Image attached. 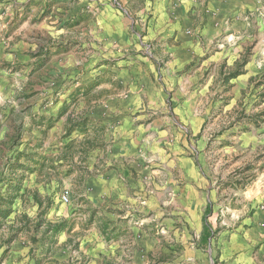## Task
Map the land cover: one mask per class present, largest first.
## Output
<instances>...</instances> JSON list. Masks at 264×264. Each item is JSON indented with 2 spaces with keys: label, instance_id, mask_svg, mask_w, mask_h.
I'll use <instances>...</instances> for the list:
<instances>
[{
  "label": "rangeland",
  "instance_id": "1",
  "mask_svg": "<svg viewBox=\"0 0 264 264\" xmlns=\"http://www.w3.org/2000/svg\"><path fill=\"white\" fill-rule=\"evenodd\" d=\"M25 1L21 4L28 9L41 0ZM14 2L6 0V7ZM157 2L101 0L94 6L101 11L109 6L126 10L132 17V27H127L133 39L127 47L95 42L100 29L91 15L89 22L84 18L87 23L81 24L80 17L68 29L39 25L44 18L53 22L63 17L56 9L69 6L59 0H48L42 14L27 10L21 18L10 16L5 24L0 20V264H195L191 250L201 243L202 250L210 246L214 264L260 260L258 239L264 224H255L254 215L264 212V77L238 95L231 93L222 87L237 73L235 67L228 77L216 79L220 90L203 97L212 104L208 113L203 111V124L193 131L172 122L168 143L187 146L184 152L197 166V192L210 205L202 221L203 229L209 226L207 242L201 241L203 231L195 237L185 217L174 214L172 201L180 192L159 168L162 162L152 139L165 132L160 119L156 128L151 123L156 116L144 118L151 140L141 143L137 161L126 163L124 157L113 155L118 121L110 117V110L118 112L119 102L135 86H150L142 81L147 67L140 59L159 54L143 38ZM30 23L37 25L28 28ZM262 25V30L251 26L248 36L257 37V31L264 35V21ZM52 32L60 37L50 36ZM250 52L247 44L244 56ZM125 72L130 74L128 82L123 80ZM152 85L159 91L163 83ZM152 96L158 98L157 93ZM186 96L168 91L163 98L171 106ZM168 113L177 117L172 110ZM200 151L204 156L198 159ZM123 165L131 172L137 166L142 170L139 178L133 176L140 179L141 190L128 191L132 198L141 193L135 196L138 205L117 202L107 195V182L99 181L111 168ZM64 194L65 204L60 200ZM150 199L154 204L144 213L140 207ZM163 218L180 219L175 229L181 242L163 237ZM60 223L65 225L63 232L49 230ZM117 225H124L128 233L117 232ZM128 235L138 246L135 255L133 250L122 255L112 248L119 238L126 243ZM141 235L151 238V244L145 240L150 252L139 243Z\"/></svg>",
  "mask_w": 264,
  "mask_h": 264
},
{
  "label": "crops",
  "instance_id": "2",
  "mask_svg": "<svg viewBox=\"0 0 264 264\" xmlns=\"http://www.w3.org/2000/svg\"><path fill=\"white\" fill-rule=\"evenodd\" d=\"M3 1L0 4V20L3 24L10 16L11 19L13 17L16 19L17 15L21 18L23 13H27V10L33 14L36 12L42 14L46 9L45 3L48 2V0H41L38 6H30L27 9L25 4H21L22 0H18L17 3L15 0L13 7H6V0ZM77 1L59 0V2H66L69 6L68 9L66 6L63 9L58 6L59 8L56 9L63 17L54 18L53 22H48L44 18V23L39 25H59V28L62 26L68 29V26L72 25L75 20L78 22L80 17L81 24L89 22L88 19L91 15L93 25H98L100 29L94 39L95 42L97 41L100 45L103 43L108 46L114 44L126 47L131 43L130 40L133 39V36L129 34L127 26L130 25L131 28L133 21L129 23L132 17H129L126 10L109 6L101 11L94 9L97 2L101 0ZM263 3H260L259 0H158L155 5H152L153 20H149L150 25H147L143 38L149 47H157L159 54L155 53L151 58L140 59L149 70H145L146 73L142 77V81L150 86H135V90H129L128 95L119 102L118 112L114 109L110 110V117H115L118 121L113 155L114 157H124L125 162L131 158L137 161L139 159L138 151L143 149L141 143L146 144L151 140V137L145 132L150 129V126L145 124L144 118L148 115L156 116L151 121L156 128L159 127L157 123L159 119L161 120L160 125L165 124V132L153 135L154 151L157 152L162 162L159 168L169 174L168 184L180 192L178 198L172 201L174 202L172 205L175 206L174 214L185 217V221L188 222L187 226L194 230L192 232L197 238L203 231L204 212L210 205L197 192V189L200 188L196 181L197 166L195 160L184 152V148L187 146L182 145L184 148H180L175 143L174 145L168 143L170 134L174 131L172 122L177 120L176 125H188L193 131L198 124H203L206 114L212 108L211 103L203 102V97L219 88V86L215 88L216 79L228 77L235 72L236 68L237 73L228 79L227 84H224L222 88L237 95L245 90L251 82L264 77V35H260L257 31L254 32L257 37L248 36L251 26L257 25L261 30L263 28ZM84 18L87 20L85 23L83 22ZM21 25H27V23ZM32 25L37 24L30 23L28 28H31ZM52 29L54 30V28ZM50 34L54 38L60 37V34L54 35L53 32ZM247 44L250 46L251 52L245 57L244 52ZM129 76L130 74L125 72L123 80L128 82ZM156 78L163 83V86L158 87L159 91L155 85H152V82L157 81ZM168 91H175L177 96L187 95L186 100L180 102L177 97L175 103L170 106L163 98ZM153 92L157 93V99L152 96ZM168 110H172L177 117L168 116ZM204 110H206V114L203 112ZM157 113H160V117ZM198 146L201 145L198 144ZM197 155L198 159L204 156L202 151ZM131 170V167L130 170H127L124 165L115 166L104 176H100L99 181L107 182L109 191L106 193L115 197L117 202H134L138 205L139 202L135 196H141V193H133L134 197L132 198L128 191L131 189L137 191L138 188L141 190L140 179L134 180L133 176L139 178L142 170L138 166L135 167V172H131ZM172 174L179 178V182L173 181ZM153 201L155 199L146 201L140 210L145 213V209L153 206ZM178 221H180L179 218L173 220L163 218L161 221L164 227L163 232H165L163 237H167L166 240L182 241V237L175 229V224ZM254 222L257 225L264 224V212L257 211L254 215ZM116 228L117 232L126 231L124 225H117ZM136 229L139 231L138 228H133V230ZM124 238L126 243L119 238L117 242H113L112 248L122 255L128 250H133L131 253L134 255L137 254L138 246L136 249L135 242L129 240L132 238L131 235ZM145 240L151 244V238H147L145 235L140 236L139 243L142 242L145 252H150V246H147ZM241 241L242 243L246 242L244 239ZM258 241L260 260L253 264H264L262 260L264 257V233H260ZM127 242L130 245L125 248ZM191 251L197 259L193 261L195 264H214L210 246L202 250L201 243ZM100 252L101 250L98 251L99 254Z\"/></svg>",
  "mask_w": 264,
  "mask_h": 264
},
{
  "label": "trees",
  "instance_id": "3",
  "mask_svg": "<svg viewBox=\"0 0 264 264\" xmlns=\"http://www.w3.org/2000/svg\"><path fill=\"white\" fill-rule=\"evenodd\" d=\"M231 77H233V75H230ZM210 208L208 209V213L210 212ZM7 213V212H6ZM4 214V213H3ZM2 214V215H3ZM6 215V214H5ZM205 218V217H204ZM52 229V232L54 233V234H59V233H61V232H63L64 231V229H65V225L64 224H62V223H60V224H54V225H50L49 226V230H51ZM208 231H209V226L207 225V224H205L204 225V229H203V235L201 236V241L203 242V243H205V242H207L208 240H209V238H210V236H209V233H208Z\"/></svg>",
  "mask_w": 264,
  "mask_h": 264
},
{
  "label": "built area",
  "instance_id": "4",
  "mask_svg": "<svg viewBox=\"0 0 264 264\" xmlns=\"http://www.w3.org/2000/svg\"><path fill=\"white\" fill-rule=\"evenodd\" d=\"M60 200H61V203H63V204L67 203L68 202V195L67 194L62 195Z\"/></svg>",
  "mask_w": 264,
  "mask_h": 264
}]
</instances>
